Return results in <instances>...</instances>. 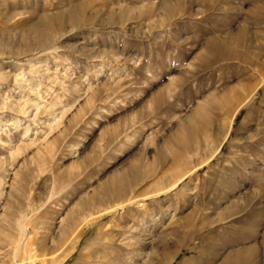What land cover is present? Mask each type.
I'll use <instances>...</instances> for the list:
<instances>
[{
    "label": "rangeland",
    "instance_id": "374dc122",
    "mask_svg": "<svg viewBox=\"0 0 264 264\" xmlns=\"http://www.w3.org/2000/svg\"><path fill=\"white\" fill-rule=\"evenodd\" d=\"M105 230L107 264H264V0H0V264H92Z\"/></svg>",
    "mask_w": 264,
    "mask_h": 264
},
{
    "label": "bare ground",
    "instance_id": "6f19581e",
    "mask_svg": "<svg viewBox=\"0 0 264 264\" xmlns=\"http://www.w3.org/2000/svg\"><path fill=\"white\" fill-rule=\"evenodd\" d=\"M73 12H75V11H73ZM80 12V11H79ZM81 13V12H80ZM76 19H77V13H69L68 15H60V16H57V17H55V18H48V19H41L40 20V22L37 24V25H33L32 27H30L31 29V33L32 34H34L35 36H37V38L39 37V38H41V39H46L47 37H50L49 35V31H50V29H51V26L53 27V25L55 24V23H61V22H63L64 23V21H69V22H75L76 21ZM29 30V31H30ZM30 33V32H29ZM240 34L238 35V34H236V35H238V36H234V37H230L229 36V39L230 40H224V41H220V42H216V41H213L214 42V44L213 45H215L214 47H211L210 45H212V44H208V46H207V50H208V48H209V46H210V48H211V50H212V52L214 53V55H216V56H219V57H222V56H228L230 59H232V58H237V59H239V58H242V54H241V50L239 51L238 50V48L239 47H241V45L243 44L242 42V40L244 39V37H246V35L244 34V32H239ZM31 34V35H32ZM49 34V35H48ZM228 36V35H227ZM217 38H219V37H217ZM49 40H51V39H49ZM212 40H215V39H212ZM223 40V39H222ZM46 41V40H45ZM240 43H242L241 45H240ZM212 45V46H213ZM209 48V49H210ZM209 52V51H208ZM209 54H210V52H209ZM213 55V56H214ZM247 62V61H246ZM242 63V62H241ZM245 76V75H244ZM262 82V81H261ZM258 83V82H257ZM260 83V82H259ZM256 84V83H255ZM259 86H261V83L260 84H258ZM257 85V86H258ZM256 86H252L251 88H253V89H251L249 92L248 91H245L246 89H244V92H243V94H241V95H238L239 97H236L237 99H236V104L235 105H237V104H239V103H242L244 100V98H247L248 99V96L256 89L255 88ZM258 93V92H257ZM243 104V103H242ZM241 104V105H242ZM240 105V106H241ZM234 106V105H233ZM239 106V107H240ZM232 107V106H231ZM230 107V108H231ZM235 109V108H234ZM234 109H232L231 108V110H233L234 111ZM225 126V125H224ZM220 127V126H219ZM190 129V128H189ZM220 131H219V136L221 137V135L222 136H224L225 135V133L227 132L226 131V127H224V128H218ZM228 130V129H227ZM186 132V131H185ZM192 132L193 131H190V130H188L187 131V133L184 135V136H182V137H180V139L178 140L179 141V143H180V145L182 146V150L184 151V152H186V153H191V143L190 142H192L191 141V138H192ZM219 143V142H218ZM213 148V147H212ZM210 149V148H209ZM214 150H215V148H214ZM195 151H196V148H195ZM217 151V150H216ZM191 154H193V153H191ZM196 154L199 156L200 155V153L199 152H196ZM195 154V155H196ZM211 154V153H210ZM197 155L196 156H194V157H197ZM193 156H192V159L194 158ZM207 157V156H206ZM191 159V158H190ZM198 159V158H197ZM196 159V160H197ZM206 160V159H205ZM204 161V160H203ZM197 162H198V160H197ZM200 162V161H199ZM178 163V161H176L175 162V166H176V164ZM201 163V162H200ZM199 163V164H200ZM201 165V164H200ZM174 166V167H175ZM177 167V166H176ZM200 167V166H199ZM172 168V167H171ZM178 169V168H177ZM187 169H189V168H187ZM200 169V168H199ZM174 171H173V173H172V178H170L168 181V183H166L165 181V185L163 184V186H164V190L166 189V188H168V187H170V186H174L176 183H178L179 182V180H181L180 178H179V176H180V174L182 173H180V171L179 170H181V169H179L177 172H175L176 171V168H174L173 169ZM190 170V169H189ZM128 171V170H127ZM124 172L122 175H120V179H118L119 180V182L118 183H116V184H114V185H110V186H107L106 187V189H105V192H104V198H108L109 200H111V201H118L119 200V202H120V200H126V199H124L122 196H123V193L125 192V191H128L127 190V188L130 186V185H134L133 184V182H136V181H138V179L139 178H141V179H145V178H143V177H141L142 175H141V173H139L138 171H137V168H136V166H131V168H130V170L128 171V172ZM172 171V170H171ZM183 171V170H182ZM197 171V170H196ZM168 172V171H167ZM186 172V171H185ZM188 172V171H187ZM176 173V174H175ZM178 173H179V175H178ZM189 173V172H188ZM168 174V173H167ZM171 174V173H170ZM169 174V175H170ZM184 174V173H183ZM183 174H181V176L182 177H185V175H187V173H185V175H183ZM141 175V176H140ZM166 175V174H165ZM168 175V176H169ZM174 176V177H173ZM177 176V177H176ZM166 177H164V179H165ZM177 178H179V179H177ZM162 179V178H161ZM167 180V179H166ZM115 181V180H114ZM183 181V180H182ZM193 181V180H192ZM163 182V183H164ZM115 183V182H114ZM139 183L140 182H138L137 184L139 185ZM161 182H159V184H160ZM179 184V183H178ZM177 184V185H178ZM198 184V183H197ZM133 188V187H132ZM162 188V187H161ZM161 188H159V190L161 189ZM133 189H135V188H133ZM163 189V188H162ZM169 189V188H168ZM171 189V188H170ZM169 189V190H170ZM132 190V189H131ZM136 190V189H135ZM168 190V191H169ZM133 191V190H132ZM156 191V190H155ZM161 191V190H160ZM160 191H158V192H160ZM167 191V192H168ZM172 191V190H171ZM157 192V191H156ZM167 192H163V194L164 193H167ZM195 192V191H194ZM126 193V192H125ZM134 193V192H133ZM127 194H130L129 192L128 193H126L125 195L127 196V198H129V196L127 195ZM132 194V193H131ZM160 194H162V193H159V196H160ZM166 195V194H165ZM169 195V194H168ZM167 195V196H168ZM132 197H133V195H131ZM158 196V195H157ZM113 197V198H112ZM118 197V198H117ZM122 197V198H121ZM159 198V197H158ZM157 198V199H158ZM107 199V200H108ZM131 199V198H130ZM132 200V199H131ZM131 200H129V201H131ZM124 201H122V203L124 202ZM155 203V202H154ZM132 204V203H131ZM123 205V204H122ZM112 212H114V210H112V211H109L108 213H112ZM107 230H109V229H107ZM107 230H105V231H101L100 232V239H99V241H96L93 245H92V249L90 250V252L87 254V255H89V256H87V257H89V258H92V264H107V262L105 263L104 261H101L100 260V258L101 257H103L104 256V254L106 253L107 254V252H108V250L112 247V241H113V236H111L110 234H112L114 231L116 232V230H111V233L109 232V231H107ZM114 232V233H115ZM110 233V234H109ZM105 254V255H106ZM109 255V254H108ZM103 259V258H102ZM89 264V263H88ZM91 264V263H90Z\"/></svg>",
    "mask_w": 264,
    "mask_h": 264
}]
</instances>
